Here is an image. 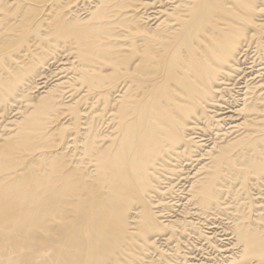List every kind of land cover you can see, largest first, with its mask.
I'll use <instances>...</instances> for the list:
<instances>
[{
  "label": "bare ground",
  "instance_id": "1",
  "mask_svg": "<svg viewBox=\"0 0 264 264\" xmlns=\"http://www.w3.org/2000/svg\"><path fill=\"white\" fill-rule=\"evenodd\" d=\"M0 264H264V0H0Z\"/></svg>",
  "mask_w": 264,
  "mask_h": 264
}]
</instances>
